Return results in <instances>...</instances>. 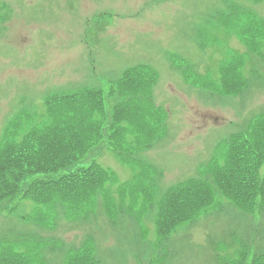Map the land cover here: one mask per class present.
<instances>
[{
  "label": "rangeland",
  "instance_id": "1",
  "mask_svg": "<svg viewBox=\"0 0 264 264\" xmlns=\"http://www.w3.org/2000/svg\"><path fill=\"white\" fill-rule=\"evenodd\" d=\"M232 3L264 18V3L251 0H0V144L17 116L41 113L55 94L100 89L110 116L118 101L117 94L109 98L111 85L137 65L157 71L154 101L168 110L166 136L140 153L160 170L155 188L131 189L121 204L118 186L136 171L109 150L86 156L85 165L95 161L118 175L119 184L108 187L113 208L122 210L115 224L102 197L93 221L62 222L56 229L52 214L16 198L1 204L7 208L0 214V245L24 234L36 253L31 264H64L59 239L73 247L91 241L102 264H233L243 246L249 263L264 252V212L245 213L223 195L166 239L156 226V204L167 189L203 174L218 143L264 111V44L244 64L246 93L229 95L209 85L220 80L229 56L246 52L233 33L211 31L215 14ZM201 29L210 31L206 49L198 44ZM185 70L204 89L189 85Z\"/></svg>",
  "mask_w": 264,
  "mask_h": 264
},
{
  "label": "trees",
  "instance_id": "2",
  "mask_svg": "<svg viewBox=\"0 0 264 264\" xmlns=\"http://www.w3.org/2000/svg\"><path fill=\"white\" fill-rule=\"evenodd\" d=\"M211 29L217 34L234 32L252 48L264 40V19L235 4L215 15ZM200 32L203 38L210 31ZM230 68L223 72L227 94L238 91L228 78ZM188 75L185 71V79L191 83ZM157 81L156 72L148 66L126 71L109 90L118 100L110 107V116V104L101 90H83L48 98L39 116L13 120L0 144V204L22 196L39 208L63 215L68 222H91L97 216V199L102 197L105 216L115 224L122 210L113 208L107 187L116 182L115 176L96 163L78 169L74 166L93 149L110 150L136 171L131 183L120 186L121 204L122 194L131 189L155 188L159 174L145 164L140 153L167 133L168 112L155 105L153 97ZM239 87L246 88V81L241 80ZM101 142L104 145H99ZM219 195L244 211L264 208V112L218 144L203 174L178 183L161 196L156 204L158 235L165 238L178 225L195 219L213 206ZM59 248L64 264H102L91 241ZM26 250L22 244L1 243L0 264H29ZM245 257L243 252L237 264H264V252L256 253L249 263Z\"/></svg>",
  "mask_w": 264,
  "mask_h": 264
}]
</instances>
